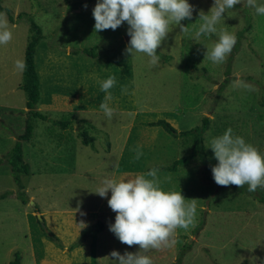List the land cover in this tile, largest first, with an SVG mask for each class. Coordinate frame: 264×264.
Returning a JSON list of instances; mask_svg holds the SVG:
<instances>
[{
  "label": "rangeland",
  "instance_id": "1",
  "mask_svg": "<svg viewBox=\"0 0 264 264\" xmlns=\"http://www.w3.org/2000/svg\"><path fill=\"white\" fill-rule=\"evenodd\" d=\"M96 3L3 0L13 38L0 45V197L5 196L0 200V264H11L16 254L21 264H114L113 250L139 251L109 230L115 222L107 204L111 192L101 198L95 191L105 178L146 173L191 152L190 142L147 124L166 120L186 131L200 126L205 117L211 120L204 135L207 163L198 157L179 174L157 172L165 191H181L186 199H196L195 226L177 229L171 246L147 254L153 264H264V203L257 200L262 192H248L247 185H217L211 166L218 162L208 147L211 138L231 127L234 135L264 154V16L243 2L226 9L216 27L218 32L234 33L237 43L226 62L217 65L204 59L217 35L195 38L202 23L198 13L207 14L214 0H189L193 16L181 21L188 31L172 25L157 49L163 58L152 67L145 54L126 53L130 40L126 22L115 31L95 32ZM29 17L45 35L36 53L38 111L50 120L71 122L72 127L63 130L50 121H34V137L23 144L24 161L31 167L30 175L23 177L28 197L23 204L9 157L25 132L28 112L21 89L24 70L17 69L15 61L25 57ZM93 47L99 48L97 58L73 53ZM109 76L116 78L110 89V106L116 109L111 119L99 107L105 93L97 83ZM237 78L256 91L233 88ZM84 130L94 148L82 143L79 134ZM137 146L143 152L138 160L133 151ZM37 214L58 241L46 236ZM81 222L87 225L83 229ZM100 222L106 224L105 231Z\"/></svg>",
  "mask_w": 264,
  "mask_h": 264
},
{
  "label": "clouds",
  "instance_id": "2",
  "mask_svg": "<svg viewBox=\"0 0 264 264\" xmlns=\"http://www.w3.org/2000/svg\"><path fill=\"white\" fill-rule=\"evenodd\" d=\"M242 2L254 8L256 14L264 16V4H258L257 0H214L207 14L203 10L199 11L202 23L195 32V38L217 35L211 46L206 47L204 59L217 65L226 62L237 43V37L226 29L218 32L216 25L223 19L226 9H233ZM193 12L194 6L189 0H97L92 15L95 32L108 29L115 31L126 22L127 35L130 37L126 53L132 56L145 54L149 57V64L156 67L160 62L157 49L172 30V25H178L182 32H187L188 28L181 21L191 19ZM12 38L6 13L0 12V45H7ZM15 67L23 71L27 63L17 59ZM97 83L105 93L99 107L111 119L116 109L110 106L113 100L110 89L115 86L116 78L109 76L105 80L97 79ZM231 86L249 92L256 91L254 85L240 78L234 80ZM121 91L128 94L127 88ZM208 144L218 162L211 166L212 177L217 185L240 188L247 185L248 192L264 188V154L256 146L246 142L242 136L234 135L231 127L222 135L211 138ZM133 151L137 160L143 155L140 146ZM157 172L158 169L152 168L146 173L105 178L95 191L101 198L108 197L111 192L107 204L115 213V222L109 225V230L121 243L139 247L137 252L126 251L124 254L113 250L110 256L114 258V264H153L147 254L149 251L171 246L177 229L187 231L195 226L196 199H186L181 191H165L157 179ZM86 226L84 222L79 224L80 229Z\"/></svg>",
  "mask_w": 264,
  "mask_h": 264
},
{
  "label": "trees",
  "instance_id": "3",
  "mask_svg": "<svg viewBox=\"0 0 264 264\" xmlns=\"http://www.w3.org/2000/svg\"><path fill=\"white\" fill-rule=\"evenodd\" d=\"M2 3L3 0H0V12H5L6 9ZM19 17L22 18V15H20ZM11 20L14 21L13 18H11ZM29 21H30V36L24 57V60L27 63V67L23 71V82L21 85V89L26 94V108L28 109V112L25 122V132L18 137V141L15 144V147L9 157L11 173L14 182L17 184L19 188L18 198L23 204L28 203V197L25 192L23 177L29 176L31 172L30 165L24 161L23 144L24 142L29 143L34 137V132H35L34 121L36 119L42 121H50L54 126L60 127L63 130H68L72 127L71 122L50 120L48 116L38 111V104L40 103L41 100V93H40V78L36 68V53L39 44L45 39V35L43 33L42 28L33 20V18L29 17ZM98 49L99 48L97 47L86 48L83 50L75 49L73 53L75 55L83 53L92 58H97ZM157 55H159L160 58H163L161 54L157 53ZM210 124H211V120L208 117L203 118L202 124L200 126H196L195 128L186 131H178L166 120H159L147 124L148 126L151 127H161L173 138L184 139L191 143V152L188 155H185L181 159L174 161L169 166H156L154 168L164 172L174 173V172H178L181 168L188 167L198 157H200L204 163H207L206 151L204 146V135L210 129ZM79 135L82 138V143L85 146H91L92 148L95 147L94 141L90 137L88 130L82 131L81 134ZM258 189H259V193L262 192V194L261 193L259 194L257 200L260 203H264V188H258ZM4 198L5 196H2L0 197V200ZM99 225L103 227V224L100 223ZM44 233L50 239L58 241L56 235L51 233L47 228H44ZM20 261H21V256L19 254H16V259L11 264H21Z\"/></svg>",
  "mask_w": 264,
  "mask_h": 264
},
{
  "label": "water",
  "instance_id": "4",
  "mask_svg": "<svg viewBox=\"0 0 264 264\" xmlns=\"http://www.w3.org/2000/svg\"><path fill=\"white\" fill-rule=\"evenodd\" d=\"M30 204H31V206H33V207L35 206V203H34L33 201H31ZM37 216L39 217V220H40V222H41L42 227H43V228H47V226H46V224H45V221H44V219L42 218V215L37 214Z\"/></svg>",
  "mask_w": 264,
  "mask_h": 264
},
{
  "label": "crops",
  "instance_id": "5",
  "mask_svg": "<svg viewBox=\"0 0 264 264\" xmlns=\"http://www.w3.org/2000/svg\"><path fill=\"white\" fill-rule=\"evenodd\" d=\"M119 139V138H118ZM110 140H111V138H110ZM111 144H112V152H113V146H114V144H113V141H111ZM110 148V147H109ZM112 152H108V153H112ZM180 173V171L179 172H174V174H179ZM100 223H102V222H100ZM103 224V228L101 229V231H105L106 230V224H104V223H102Z\"/></svg>",
  "mask_w": 264,
  "mask_h": 264
}]
</instances>
